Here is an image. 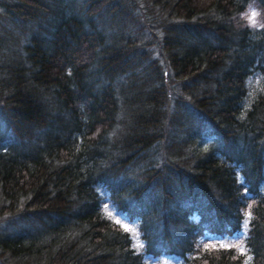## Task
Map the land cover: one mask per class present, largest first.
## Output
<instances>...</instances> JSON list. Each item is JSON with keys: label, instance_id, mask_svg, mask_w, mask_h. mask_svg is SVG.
Listing matches in <instances>:
<instances>
[{"label": "trees", "instance_id": "1", "mask_svg": "<svg viewBox=\"0 0 264 264\" xmlns=\"http://www.w3.org/2000/svg\"><path fill=\"white\" fill-rule=\"evenodd\" d=\"M137 1L0 0V264H264V0Z\"/></svg>", "mask_w": 264, "mask_h": 264}, {"label": "rangeland", "instance_id": "2", "mask_svg": "<svg viewBox=\"0 0 264 264\" xmlns=\"http://www.w3.org/2000/svg\"><path fill=\"white\" fill-rule=\"evenodd\" d=\"M131 1L133 3H137L138 2L137 0H131ZM259 11H260L259 6H257L254 2H252V3H249V5H248V12L244 13L245 17H247L248 24L251 25L252 27H258L259 28L262 25L261 24V17L259 16ZM107 211L109 213V210H107ZM114 219H115V217H114ZM116 222L118 224H120L121 226H123L125 230L129 231L130 233H132V235L135 237L136 243L139 244L140 236L137 234L138 232H137L136 225H130L125 220H123L122 217H118V216H117ZM236 238L237 237H234L233 239H231V241L234 242V243H237L238 239H236ZM220 242L223 245H229L230 244L229 240H227V239H224L223 241H220ZM245 250L246 249L242 248L241 251L246 256V255L249 254V252L245 251ZM246 259H248V257H246ZM250 261H251V258L248 261V264L251 263ZM157 262L158 261H156L155 263L157 264Z\"/></svg>", "mask_w": 264, "mask_h": 264}]
</instances>
